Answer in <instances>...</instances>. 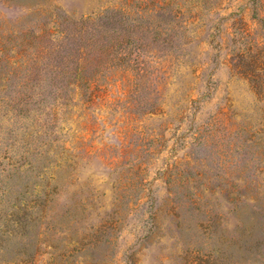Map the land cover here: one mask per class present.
<instances>
[{"label":"rangeland","instance_id":"obj_1","mask_svg":"<svg viewBox=\"0 0 264 264\" xmlns=\"http://www.w3.org/2000/svg\"><path fill=\"white\" fill-rule=\"evenodd\" d=\"M0 264H264V0H0Z\"/></svg>","mask_w":264,"mask_h":264}]
</instances>
